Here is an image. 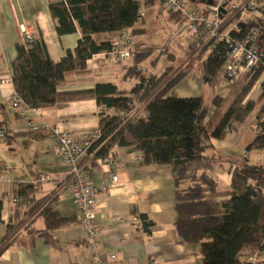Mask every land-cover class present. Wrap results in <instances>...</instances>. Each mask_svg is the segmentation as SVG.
I'll list each match as a JSON object with an SVG mask.
<instances>
[{"label": "trees", "instance_id": "16d2710c", "mask_svg": "<svg viewBox=\"0 0 264 264\" xmlns=\"http://www.w3.org/2000/svg\"><path fill=\"white\" fill-rule=\"evenodd\" d=\"M187 1L203 5L199 4L201 0ZM140 8L139 0H63L50 3L49 12L57 34L78 30L82 37L75 48L64 51L57 63L50 60L39 40L17 46V56L9 68L14 92L29 109L94 100L100 110L99 138L89 149V152L94 151V159L113 158V149L119 147L139 153L143 165L169 166L174 173L173 228L178 238L197 248L202 264H243L240 259L258 248L264 238V168L246 162L237 165L231 172L230 189L226 192L217 190L214 178L207 172L190 174L189 168L202 159L203 150L210 146L205 145L197 133L198 123L204 115L203 98L168 96L169 90L192 64L199 65L209 86L219 83L224 76L225 43H219L211 51L204 48L198 53L191 43L185 51L188 63L185 69L174 71L170 65L156 75L141 70L143 62L155 50L135 42L123 75V78H131L135 82L130 89L120 88L114 83H97L90 89L58 91L68 74H87V60L111 50L110 40L98 41L93 35L125 29H131L133 36L137 34ZM174 18L178 22L180 17L174 14ZM254 24L264 34V24L259 21H254ZM150 63L155 65L156 59ZM244 82L246 79L241 78L232 84V99L228 104H224L222 98H213L215 110L203 125L204 139L223 140L227 133L236 132L254 109H257V118L264 116V93L256 102L245 101L255 78L247 84ZM134 104L142 105V117L128 118ZM261 150H264L263 132H259L246 148L247 152ZM36 189L34 185H16L11 194L18 205H30L29 217L34 215L42 219L43 229L34 228L35 219L25 224L22 221L8 225L0 237V256L19 239L20 233H16L19 228L28 236L29 245L33 246L34 239L46 241L51 230L75 221L74 217H62L52 209L50 195L34 199ZM1 209L0 195V213ZM152 226L153 222L146 215L139 216L138 229L150 234Z\"/></svg>", "mask_w": 264, "mask_h": 264}, {"label": "crops", "instance_id": "0c3cea01", "mask_svg": "<svg viewBox=\"0 0 264 264\" xmlns=\"http://www.w3.org/2000/svg\"><path fill=\"white\" fill-rule=\"evenodd\" d=\"M62 1L0 0V127L6 132L5 140L0 143V168L3 169V172L0 170V237L5 234L8 225L22 221L25 224L35 219L34 228L43 229L42 219L34 215L29 217V204L18 205V201H13L11 192L16 185L36 186L34 199L50 195L52 209L62 217H74L75 221L51 230L46 241L34 239L33 246L29 245L28 236L21 233L19 228L16 231L20 233L19 239L2 252L0 264H97L87 245L84 228L79 223L74 196L64 184L71 166L58 155L48 127L58 126L71 138L81 140L98 131L99 107L94 100H82L62 102L49 108L29 109L22 103L13 108L8 103V98L16 95L13 85L11 82L2 83L11 80L9 68L17 56V46L26 44L24 28L32 40L43 43L54 63L61 60L66 49L75 48L82 37L80 32L76 30L58 35L50 16L49 4ZM139 1L142 13L139 23L146 18L147 22L136 25L138 32L135 36L131 29H127L129 36L133 43L140 42L156 50L137 36L149 32L151 25L163 23L174 39L178 33V22L174 14L164 10L162 0ZM169 24H173L171 29ZM119 34L100 33L93 37L98 41H111ZM166 50L167 47L162 52ZM173 57L172 54L168 55L170 60ZM128 65L129 60L116 61L107 53L93 55L86 62L88 73L68 74L58 91L90 89L97 83H114L120 88L130 89L135 84L134 80L123 78ZM141 69L146 74H155L146 72L142 65ZM260 96L254 86V91L248 93L245 101L256 102ZM141 108L142 105L134 104L128 118L142 117ZM26 118L40 129L28 133ZM258 133L257 109H254L239 129L227 133L223 140L204 139L203 136L201 140L210 146L203 150L202 159L189 168V173L207 172L214 178L219 192L229 191L231 172L239 164L219 160L217 151L222 142L235 134L233 145L239 151L247 152V146ZM113 159L119 163L118 182L109 193L99 194L95 199L94 225L101 229L94 239L97 255L107 260L113 254L119 264H202L197 248L182 242L173 228L175 187L172 169L166 165H143L140 154L128 148H114ZM82 165L83 173L94 184H98L105 173L116 171L99 159L85 158ZM42 175H49L51 180L40 183L38 179ZM140 215H146L153 222L150 234L137 228Z\"/></svg>", "mask_w": 264, "mask_h": 264}, {"label": "built area", "instance_id": "2783aa9c", "mask_svg": "<svg viewBox=\"0 0 264 264\" xmlns=\"http://www.w3.org/2000/svg\"><path fill=\"white\" fill-rule=\"evenodd\" d=\"M213 4H203L201 8H191L185 0H162L163 8L170 14L179 15L178 29L186 30L195 47V53L204 48L213 50L219 43L227 45L224 79L237 83L241 78L246 82L255 78L257 90L264 93V34L254 24L259 21L264 24V0H212ZM142 17V13H140ZM245 29L244 32L242 30ZM120 34L111 40V50L107 55L116 61H125L130 58L132 39L128 30L118 31ZM26 42H31V35L23 29ZM143 71V69H141ZM11 80H4L8 83ZM13 108L21 104V100L13 95L8 98ZM129 115V113H128ZM259 132L264 133V116L257 118ZM28 133H35L40 128L29 118H26ZM61 160L71 166L70 172L64 181L65 186L73 194L78 207L79 222L84 228L88 247L97 264H119L115 255L110 254L107 260L97 255L94 239L101 233V229L94 225V205L96 196L109 193L118 182L119 163L112 157L99 159L110 165L116 171L107 172L98 184H94L83 173L82 162L85 158L94 159V151L89 152L92 143L99 138L98 131L86 135L81 140H75L62 131L58 126L48 127ZM6 138V132L0 127V143ZM1 172L3 169L0 168ZM49 175H42L38 181H50ZM16 202L17 199L13 198ZM243 264H264V238L258 248L240 259Z\"/></svg>", "mask_w": 264, "mask_h": 264}, {"label": "rangeland", "instance_id": "374dc122", "mask_svg": "<svg viewBox=\"0 0 264 264\" xmlns=\"http://www.w3.org/2000/svg\"><path fill=\"white\" fill-rule=\"evenodd\" d=\"M144 1V0H143ZM158 1V0H157ZM188 7L201 8L200 5H194L185 0ZM147 18L143 19L139 24H145ZM170 29L173 24H169ZM178 27V26H177ZM149 32L145 35H138L137 38L145 40L147 45H152L156 49L152 55V59H156V64L152 65L150 59L143 62L142 67L148 73H155L157 75L163 73L165 69L172 65L174 71L183 70L186 67L187 55L185 47L191 42V38L186 30H179L177 28V35L173 39L171 34H168V30L165 24H154L149 27ZM181 46V49L179 48ZM167 50L162 52L164 48ZM172 54L174 57L172 60L168 59V55ZM231 82L224 79L217 83L215 86H209L208 83L201 75L198 64H192L188 72L182 76V78L169 90L168 96L176 98H189V97H201L204 102V115L198 123L197 133L200 138L203 137L202 128L203 124L212 116L215 106L213 105V98H222L224 104H228L231 99ZM247 84V82H244ZM243 86L240 85L241 88ZM250 91H254V87H251ZM235 134H231L220 146V150L217 151V157L221 161H231L236 164L248 163L252 166L264 168V151L259 153H247L242 152L233 145ZM216 157V158H217ZM264 194V187H263Z\"/></svg>", "mask_w": 264, "mask_h": 264}, {"label": "water", "instance_id": "95a60500", "mask_svg": "<svg viewBox=\"0 0 264 264\" xmlns=\"http://www.w3.org/2000/svg\"><path fill=\"white\" fill-rule=\"evenodd\" d=\"M199 4L211 5V4H213V1L212 0H201V1H199Z\"/></svg>", "mask_w": 264, "mask_h": 264}]
</instances>
